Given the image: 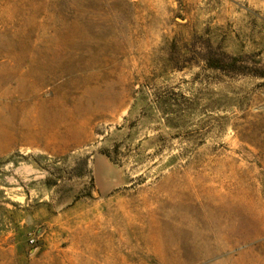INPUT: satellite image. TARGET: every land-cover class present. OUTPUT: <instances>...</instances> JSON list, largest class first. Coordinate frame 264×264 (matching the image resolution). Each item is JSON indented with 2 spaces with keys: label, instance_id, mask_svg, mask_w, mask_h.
<instances>
[{
  "label": "rangeland",
  "instance_id": "obj_1",
  "mask_svg": "<svg viewBox=\"0 0 264 264\" xmlns=\"http://www.w3.org/2000/svg\"><path fill=\"white\" fill-rule=\"evenodd\" d=\"M0 264H264V0H0Z\"/></svg>",
  "mask_w": 264,
  "mask_h": 264
}]
</instances>
